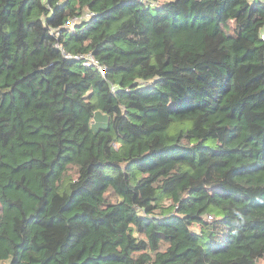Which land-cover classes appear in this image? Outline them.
I'll list each match as a JSON object with an SVG mask.
<instances>
[{"label":"trees","instance_id":"16d2710c","mask_svg":"<svg viewBox=\"0 0 264 264\" xmlns=\"http://www.w3.org/2000/svg\"><path fill=\"white\" fill-rule=\"evenodd\" d=\"M154 1L0 0L8 264L264 261V1Z\"/></svg>","mask_w":264,"mask_h":264},{"label":"built area","instance_id":"2783aa9c","mask_svg":"<svg viewBox=\"0 0 264 264\" xmlns=\"http://www.w3.org/2000/svg\"><path fill=\"white\" fill-rule=\"evenodd\" d=\"M142 1H148V0H142ZM264 1V0H263ZM92 15V12L84 11L81 15L73 17L70 21L71 22H80L82 20L88 19ZM61 52L65 57H74L76 59H81L83 65H93L96 66L98 69H100L101 72H103V68L100 65L99 61L91 54V53H84L79 55H71L69 53H65L64 49L61 47Z\"/></svg>","mask_w":264,"mask_h":264},{"label":"rangeland","instance_id":"374dc122","mask_svg":"<svg viewBox=\"0 0 264 264\" xmlns=\"http://www.w3.org/2000/svg\"><path fill=\"white\" fill-rule=\"evenodd\" d=\"M168 0H155V3L162 4ZM106 124V117L101 116V113H97L93 120L94 128L104 126ZM10 261V254L7 248H3L0 250V264H8ZM259 264H264V261H260Z\"/></svg>","mask_w":264,"mask_h":264}]
</instances>
